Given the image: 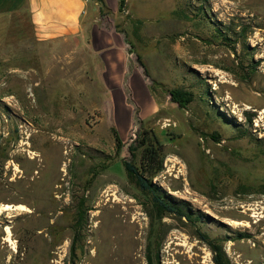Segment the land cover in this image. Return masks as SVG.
<instances>
[{
	"label": "rangeland",
	"instance_id": "obj_1",
	"mask_svg": "<svg viewBox=\"0 0 264 264\" xmlns=\"http://www.w3.org/2000/svg\"><path fill=\"white\" fill-rule=\"evenodd\" d=\"M87 10L123 35L158 109L118 147L88 37L41 43L25 0H0V210L15 208L0 211V264H148L149 251L158 264H215L197 230L231 264H264V0ZM148 134L163 145L153 183L192 221L158 219L128 179Z\"/></svg>",
	"mask_w": 264,
	"mask_h": 264
},
{
	"label": "crops",
	"instance_id": "obj_2",
	"mask_svg": "<svg viewBox=\"0 0 264 264\" xmlns=\"http://www.w3.org/2000/svg\"><path fill=\"white\" fill-rule=\"evenodd\" d=\"M15 1V0H14ZM39 42L86 35L100 60L106 115L122 141L135 123L151 119L158 109L142 69L129 62L123 35L99 22L87 10L88 0H25ZM121 135H123L121 137Z\"/></svg>",
	"mask_w": 264,
	"mask_h": 264
},
{
	"label": "trees",
	"instance_id": "obj_3",
	"mask_svg": "<svg viewBox=\"0 0 264 264\" xmlns=\"http://www.w3.org/2000/svg\"><path fill=\"white\" fill-rule=\"evenodd\" d=\"M119 1V10L124 8L125 0ZM145 136V134L143 135ZM117 141V146H121L120 138L115 134ZM143 147L139 165L130 162H124L125 172L127 174L130 182L136 185V187L145 195L151 198L153 211L158 219H163L166 216H175L179 220L182 218H187L192 221L193 216L188 210L184 207H180L170 201L165 194L161 192V189L153 183V180L163 171L164 169V158H163V145L159 142L157 137L153 135L152 137L147 135L141 141ZM78 219L74 228V239L71 247V260L74 261L77 257L76 251L77 247L75 246L77 237L79 235L78 227L81 225L84 212L79 211ZM198 239L205 242L212 254L213 261L215 264H231L227 253L224 249L223 243L217 239H211V237L202 232L201 230L196 231ZM148 264H158L150 254V251L147 254Z\"/></svg>",
	"mask_w": 264,
	"mask_h": 264
},
{
	"label": "bare ground",
	"instance_id": "obj_4",
	"mask_svg": "<svg viewBox=\"0 0 264 264\" xmlns=\"http://www.w3.org/2000/svg\"><path fill=\"white\" fill-rule=\"evenodd\" d=\"M54 140V139H53ZM58 146V145H57ZM68 152V151H67ZM66 153V152H65ZM59 155H61L60 153H59ZM13 211V210H15V208L13 207V206H11V205H4V207H3V209H1L0 211L2 212V213H4V212H7V211ZM7 233H8V241H12L11 239H10V235H11V231L9 230V229H7V231H6Z\"/></svg>",
	"mask_w": 264,
	"mask_h": 264
}]
</instances>
